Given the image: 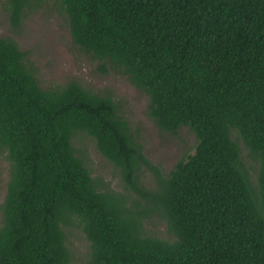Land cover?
<instances>
[{
    "label": "trees",
    "instance_id": "trees-1",
    "mask_svg": "<svg viewBox=\"0 0 264 264\" xmlns=\"http://www.w3.org/2000/svg\"><path fill=\"white\" fill-rule=\"evenodd\" d=\"M73 42L149 95L163 131L187 126L191 153L162 174L108 95L76 81L42 88L27 51L0 38V148L10 162L0 264H69L76 217L87 264H264V0H56ZM18 30L29 0H5ZM259 162L257 182L231 130ZM90 135L145 201L100 191L76 154ZM150 170L153 189L141 184ZM154 215L169 238L143 231Z\"/></svg>",
    "mask_w": 264,
    "mask_h": 264
},
{
    "label": "rangeland",
    "instance_id": "rangeland-1",
    "mask_svg": "<svg viewBox=\"0 0 264 264\" xmlns=\"http://www.w3.org/2000/svg\"><path fill=\"white\" fill-rule=\"evenodd\" d=\"M1 37L13 39L20 49L27 51L25 65L42 88H62L76 81L94 93L110 96L117 103L119 116L134 132L143 153L162 174L166 175L177 161L193 151L195 135L187 126H181L176 134L160 130L148 115L147 92L136 87L109 60L86 52L73 42L66 14L56 0H29L18 30L10 23L5 0H0ZM231 136L240 146L251 180L256 183L259 162L249 155L236 130H231ZM72 144L98 190L114 191L144 204L145 201L124 188L119 169L100 153L90 135L79 131L73 136ZM9 178L10 162L6 150L0 148V226ZM141 184L145 189L156 186L153 173L146 168L141 171ZM143 231L161 238L170 237L165 221L156 215L144 220ZM65 236L69 264H87L90 242L76 217L65 226Z\"/></svg>",
    "mask_w": 264,
    "mask_h": 264
}]
</instances>
